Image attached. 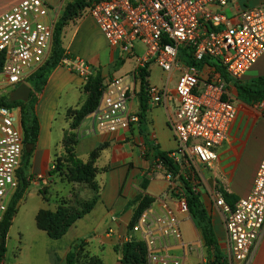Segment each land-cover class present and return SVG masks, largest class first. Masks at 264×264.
Returning <instances> with one entry per match:
<instances>
[{
    "label": "built area",
    "instance_id": "built-area-1",
    "mask_svg": "<svg viewBox=\"0 0 264 264\" xmlns=\"http://www.w3.org/2000/svg\"><path fill=\"white\" fill-rule=\"evenodd\" d=\"M234 1L92 0L88 8L108 44L135 58L137 70L155 64L167 75L163 87L148 86L151 107H168L170 84L178 74L177 104L169 121L177 143L171 157L181 174L184 159L212 165L239 114L217 67L211 63L188 66L181 51L190 50L196 63L217 61L235 81H242L264 54V0L242 9L232 20L224 9ZM52 11L44 0H23L0 16V91L12 92L26 84L50 58L56 24L50 19ZM61 64L84 81L95 73L90 63L77 57L64 58ZM134 99L123 78L104 82L91 113L93 131L111 135L132 128L139 122L131 105ZM23 150L18 113L0 107V224L18 187ZM35 178L47 184L43 175ZM166 179L167 190L139 215L119 245L141 242L146 264H188L199 239L186 240L183 223L191 217L185 193L174 175L167 173ZM209 198L222 214L230 259L251 264L264 235V155L247 196L230 205L213 188Z\"/></svg>",
    "mask_w": 264,
    "mask_h": 264
},
{
    "label": "crops",
    "instance_id": "crops-1",
    "mask_svg": "<svg viewBox=\"0 0 264 264\" xmlns=\"http://www.w3.org/2000/svg\"><path fill=\"white\" fill-rule=\"evenodd\" d=\"M21 1L23 0H0V16ZM261 2L262 0H235L226 7L230 15L226 14L225 9L224 13L234 20L239 11ZM49 5L53 7L50 19L56 22L55 4ZM89 17L91 20L82 26L79 32L69 31L68 35L67 28L63 31V45L67 53H70L68 55L83 60L89 58L94 63L88 59L86 61L96 72V64L100 62L97 54L108 48L110 63L115 65L114 55L119 64L113 72L112 68L104 69L103 80L106 82L113 78H123L130 92L134 94L135 99L131 105L139 115L141 82L135 76L136 59L112 48L102 36L94 19L90 15ZM93 28L98 30L103 40H93ZM138 48L142 51L141 46ZM61 63L62 61L48 73L37 92L29 80L38 70L26 82L37 100L35 111L40 124V134L24 172L27 189L18 203L17 213L4 241L6 252L2 264H67L68 255L81 241H84L85 245L80 249V262L77 264H91L92 259L98 260L100 264H124L121 253L123 246L120 247L119 244L120 240L129 234V224L134 219L139 199L143 196L156 199L168 188V171L154 156L156 149L169 154L177 146L169 119L177 104L174 86L178 74L173 76L175 83L170 87L172 94L168 107H151L148 103L144 120L128 130L106 135L93 131L91 113H86L92 87L87 89L84 80ZM153 65L155 64L149 68ZM110 72L113 77H108ZM161 74V84L152 83L150 77L149 83L157 87L166 85L168 77L162 71ZM261 76H264V54L242 82H249ZM232 86L228 84L239 110L238 118L230 130L228 139L217 150V159L212 163L213 171L210 173L221 188L218 190L225 191L230 196V201L235 203L247 196L253 187L264 155V119L254 123L247 117L242 110L243 102L237 99V91L235 94ZM263 104L264 102L261 105ZM17 113L21 126V114ZM260 132L262 140L255 143V137L260 136ZM24 151L25 145L23 155ZM93 154L97 155L93 167L99 181L96 204L88 214L77 220L62 238L55 240L48 231L39 227V215L42 212L56 213L60 208L71 210L75 193L65 191L72 185L62 181L60 172L54 174L52 167L60 161L64 163V169L68 168L69 165L65 162L71 155L86 164ZM203 174L207 176V170H204ZM37 175H43L47 184L39 182L35 178ZM206 189L210 191L209 187ZM205 194L201 193L202 201L212 218L216 237L222 249L227 248L222 214L208 204ZM92 199L93 197L90 200ZM110 230L113 231L112 234H109ZM183 232L188 241L201 238L200 231L195 228L191 218L184 219ZM117 247L120 251H117ZM191 260L193 264H199L198 260ZM251 264H264V235Z\"/></svg>",
    "mask_w": 264,
    "mask_h": 264
},
{
    "label": "trees",
    "instance_id": "trees-1",
    "mask_svg": "<svg viewBox=\"0 0 264 264\" xmlns=\"http://www.w3.org/2000/svg\"><path fill=\"white\" fill-rule=\"evenodd\" d=\"M92 4V0L90 5ZM68 18L65 16L60 19L57 24H55L54 36H53V50L51 52L50 58L42 66L29 80V83L33 85L36 90L44 84V81L48 75V73L55 68L64 58H73L72 56H67L64 53L61 45H62V34L63 30L67 24ZM181 59L188 66H202L203 64H212L217 67V71L221 74L222 78L227 82V84H232L237 91V99L247 105H256L264 102V76L252 79L249 82L235 81L228 76L225 70L216 65L211 60L205 59L202 63H196L191 55L190 50L183 49L181 51ZM141 82L140 87V101H141V112L138 115L139 121L144 120L145 115L148 111V102L149 97L147 93V88L149 86V77L150 71L149 67L143 69L136 70L135 75ZM92 87V93L90 95L89 104L87 106L86 113H92L94 109L97 107L101 93V90L98 91V88L95 87L93 89V83L90 86H87V89ZM98 91V92H97ZM37 100L34 96V93L31 94V97L28 102L24 103L21 101L12 102L10 100V96H2L0 97V107H6L10 109H20L21 114V126L24 135V145L25 151L23 155V161L21 168L17 172V180L18 187L12 196L7 213L5 214L3 222L0 224V264L3 263V258L5 255V247L4 241L9 232V229L12 225V221L14 216L17 213L18 203L23 198L25 191L27 189V182L24 178V169H26L29 165L30 158L32 156L33 148L38 141V137L40 134V124L38 117L36 115L35 107ZM172 153H164L160 152L158 149L155 151V159L159 160V164H163L167 169L168 173L172 175H178L180 173V168L175 160L171 157ZM70 158L74 159L73 163L75 167L82 172H87L89 170H94V162L97 159V155L93 154L91 160L84 164L80 160L75 159L73 155ZM63 165L60 163H56L55 173L60 172ZM195 179H189L184 175L180 174V181L182 184L183 191L185 193V199L187 201L189 215L197 226L196 228L201 232L202 238L204 240L205 247L207 249V262L204 264H230L228 258L225 256L221 245L216 237L215 230L213 227L212 218L209 215L205 205L202 201L201 193L197 190V186L193 184ZM226 202L230 205H234L230 201V196L223 190H219ZM97 196L90 200L84 208L81 210H70L68 208H60L56 213L52 212H42L39 215L38 223L41 229L48 231L51 238L58 240L64 236L67 230L79 219H81L85 214H88L91 209L95 206ZM138 208L136 210L134 219L129 224V229L131 230L133 225L135 224L139 215L152 203L154 199L148 196H143L139 199ZM85 245L84 241L78 243V246L73 248V252L68 255L67 264H77L80 262L81 251L80 249ZM142 252L144 258V264H146L145 260V251L144 245L141 242L129 241L124 244L122 247V261L124 264H130L129 261H132L133 264L138 263V256L136 253V249ZM140 249V250H139ZM117 251L120 249L117 247ZM91 264H100V262L96 259L91 260Z\"/></svg>",
    "mask_w": 264,
    "mask_h": 264
},
{
    "label": "rangeland",
    "instance_id": "rangeland-1",
    "mask_svg": "<svg viewBox=\"0 0 264 264\" xmlns=\"http://www.w3.org/2000/svg\"><path fill=\"white\" fill-rule=\"evenodd\" d=\"M48 4H55V13H56V24L57 22L62 19L63 17H67V24L64 28L68 29V35L69 31L73 33L75 30L79 32V29H81L82 26L86 25L90 19L89 17V12L88 8L90 6L91 0H44ZM226 14L229 16L230 12L228 11V8H225ZM93 40L98 41L103 40L98 33V30L93 28ZM64 53L66 55L70 54L67 53L68 51L63 45V40H62V45H61ZM53 50V42H52V49ZM109 49L105 48L103 49L100 53L97 54L98 59L100 60L99 64L97 65V71L94 73V75L89 78L88 80L84 81L86 85L90 86L91 83H93V89L95 87L98 88V91L101 90L102 85L104 84V80L102 77V72L104 69L109 70L112 68V72L115 69V67H118V61L116 60V57L113 55V60L115 62V65L113 63H110V55H109ZM69 56V55H68ZM82 59V58H81ZM86 60H90L89 58H85ZM85 60V61H86ZM92 62V60H90ZM102 62L104 65H102ZM216 63L217 61H213ZM94 63V62H92ZM103 67V68H102ZM150 70V80L152 83H162V74H161V69H159L156 65H153L149 68ZM108 77H113V73L108 75ZM175 83V78H173L171 82V87L174 86ZM149 85H152L149 83ZM155 86V85H152ZM233 92L236 94L235 88L232 86ZM97 91V92H98ZM10 92H7L5 90L0 91V97L2 96H7L9 95ZM35 96V95H34ZM243 104L242 110L245 112L247 117H249L250 120H252L254 123L260 119H264V105L262 106L261 104H256V105H247ZM16 112H20V109H15ZM248 129V128H247ZM260 136L256 135L255 143H260L262 140V132L259 134ZM74 159L68 157L66 159V164L69 165L68 168L64 169V163H61L63 165L62 169L60 170L59 175L62 178L63 182L69 183L71 188L69 190L65 191H70V193H75L74 199L71 201V210H80L86 206V204L90 201L91 197L95 198L98 196L99 193V181L97 179L98 175L95 171L89 170L87 172H82L77 169L73 163ZM216 161V160H215ZM214 161V162H215ZM213 162V164H214ZM83 163V162H82ZM85 164V163H84ZM212 164V165H213ZM183 169H182V175H186L187 178L189 179H195L193 181V184L197 186V190L199 193H206L205 195L208 198V204L211 207H215L209 198V192L207 191V187L209 189L213 188H220L217 180L214 178L213 174L210 172L213 171L210 165H201L200 163H196L194 161H190L189 159H184L182 162ZM24 172L26 169H24ZM204 170H207V176L203 174ZM181 174V169L180 173L178 175H174L175 181L177 184L181 185V181L179 178V175ZM221 189V188H220ZM194 223V222H193ZM195 225V224H194ZM195 227H197L195 225ZM200 237L199 241L197 242L195 249L191 251L190 253V260H188V264H193V260L191 259H196L199 261V264H204L207 262V249L204 244V240L202 238L201 232H200ZM140 250V249H139ZM223 252L225 256L228 258L230 264H236L234 263L229 256V253L227 251V248L223 249ZM136 253L138 256V263L137 264H144V258L142 252L138 251V248L136 249ZM130 264H133L132 261H129ZM239 264V263H238Z\"/></svg>",
    "mask_w": 264,
    "mask_h": 264
},
{
    "label": "water",
    "instance_id": "water-1",
    "mask_svg": "<svg viewBox=\"0 0 264 264\" xmlns=\"http://www.w3.org/2000/svg\"><path fill=\"white\" fill-rule=\"evenodd\" d=\"M32 89L27 84H22L12 92H10V100L12 102H28L31 96Z\"/></svg>",
    "mask_w": 264,
    "mask_h": 264
}]
</instances>
